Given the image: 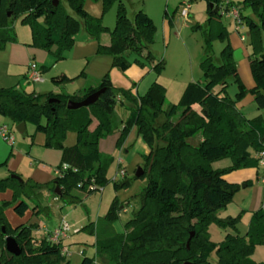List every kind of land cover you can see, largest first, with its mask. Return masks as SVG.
I'll return each mask as SVG.
<instances>
[{"label": "trees", "instance_id": "obj_1", "mask_svg": "<svg viewBox=\"0 0 264 264\" xmlns=\"http://www.w3.org/2000/svg\"><path fill=\"white\" fill-rule=\"evenodd\" d=\"M57 1V4L54 2ZM85 0H0V50L6 43L15 42L13 23L16 19L28 24L31 30L30 46L51 52L63 58L74 44L81 22L85 31L94 37L108 32L110 42L98 44L97 53L109 54L112 65L127 70L129 54L140 64L148 61L159 74L164 59L156 60L150 47L156 25L143 10L127 16L120 0H102L103 9L118 1L115 24L104 26L100 18L92 17L84 8ZM224 1V0H223ZM209 27L204 31L203 56L199 62L202 79L188 83L181 99L164 106L165 87L153 81L142 95L122 90L127 100L128 116L122 121L117 147L131 127L147 143L149 151L143 154L142 174L146 184L138 194L139 205L124 223L123 232L116 233L111 224L117 219L119 203L114 198L102 219L103 233L97 231L95 246L103 256L102 264H264L256 262L251 254L264 241V208L251 212L244 233H226L223 241L209 240L208 225L229 226L236 230L240 214L219 218L217 212L226 207L240 190L237 182L224 175L238 167L257 166L255 153L264 150V116L246 117L237 107L248 93L257 108H264V0H242L241 7H249L251 15L241 16L247 26L250 54L249 66L255 85L247 88L239 77L229 42L228 30L221 20V0H207ZM217 11H214V7ZM80 18L67 11L66 5ZM236 3L230 0L228 9ZM167 15V13H165ZM169 22L172 21L169 19ZM224 45L218 59L212 52V41ZM143 60V61H142ZM47 67L41 66L45 71ZM85 75L84 72H82ZM71 77L64 74L51 77L55 84H63ZM236 85L234 96L227 87ZM103 89L88 106L69 109L68 101H80L90 93ZM118 89L105 73L97 85H88L77 92L44 94L26 92L15 87H0V113L13 123L29 122L45 136L44 146L61 151L57 165L59 174L47 182L23 179L17 172L0 178V194L12 192L9 200L0 199V264H68L60 253V246L43 236L36 240V223L11 226L5 209L23 217L30 209L33 214L46 212L40 204L44 190L52 192L63 202L79 203L82 195L98 190L106 182V171L112 155L102 153L98 143L115 131L114 104ZM96 120L95 127H89ZM76 134V142L67 146L68 131ZM198 137L194 143L193 140ZM252 150L254 155L251 154ZM224 157L231 159L226 168H213L212 163ZM6 160L0 163L4 166ZM66 168H63V165ZM126 176L114 182L118 188L127 185ZM250 186L251 181H244ZM59 187L60 195L54 193ZM104 232V231H102ZM189 246L186 247L187 240ZM17 242L21 252L6 251V237ZM215 260H211V254ZM95 257L83 256L79 264H94Z\"/></svg>", "mask_w": 264, "mask_h": 264}, {"label": "rangeland", "instance_id": "obj_2", "mask_svg": "<svg viewBox=\"0 0 264 264\" xmlns=\"http://www.w3.org/2000/svg\"><path fill=\"white\" fill-rule=\"evenodd\" d=\"M120 1L126 9L127 16L132 17L133 13L140 9L146 12L154 21L158 32L154 36V41L150 49L156 60L161 58L164 59V68L159 74L153 72L150 62L144 61L142 65L135 61L134 54L128 55L131 64L127 70L121 71L116 66H113L112 58L109 54L96 52L98 44L97 39L94 38V36H88L81 22L80 29L77 32V39L79 37L81 38H79L69 50L64 52L63 58H56L51 52L36 47L39 53L46 52V63H44V66L47 68L45 70L46 73L44 75L42 74V78L44 79L43 83H34L27 79L28 67L26 64L28 65L30 62H34L38 67L40 66L36 57H32V55L28 54L26 59L23 57L21 59L22 62L26 60L25 64L22 62V65L19 63L11 64L8 52H4L3 49L0 50V87H15L26 92L33 91L40 94L47 92L72 94L77 92L78 88L84 85H95L103 74L108 73L113 85L118 89V97H120V100L117 99L114 104L113 112V124L116 125L115 131H119L120 133L122 127L121 123L128 116V111L125 106L127 100L122 90H130L133 95H142L146 92L151 82L157 80L164 85L166 90L164 106L169 103L178 102L188 83L200 81L202 79V71L199 62L203 56L204 31L209 27L207 22V0H191L189 16L187 18L180 15V10L182 8L181 2L183 0ZM221 1L223 2V0ZM232 1L241 5L242 0ZM65 5L67 11L71 15L80 19L67 4ZM117 5L118 1H115L107 8L103 9L102 0L84 1V8L87 12L92 17L100 18L102 24L109 29L114 27ZM165 13H167V15ZM169 19L172 23L169 22ZM221 20L226 27L232 25V19L228 18L226 15H222ZM245 27L247 26L245 25ZM13 29L16 41L27 42L30 46L31 30L29 25L20 22V19H16L13 23ZM241 32H243V30ZM104 34L108 35V32H104ZM223 45L224 42L219 41V39L212 41V52L216 59H218ZM53 65H57L58 68H53ZM59 71L66 72L71 79L60 85L55 84L51 81V77L58 74L57 72ZM82 72H84L85 75H83ZM236 91V85L230 83L227 87L229 96L233 97ZM238 103L239 105L237 107L246 117L253 118L259 114L264 116V108H257L251 94L248 93ZM0 122L12 128L14 137L23 136L22 133L16 129V125H13L15 123H13L8 116L0 113ZM28 125H30V127H35L29 122ZM68 134H72V136H68ZM67 136L70 138H66ZM73 136H75V132L69 130L66 134L64 144L68 145L69 142H72L70 139ZM197 139L198 137H196L193 142L195 143ZM143 145L149 148L142 137L137 135L136 128L133 126L125 134L121 146L118 147H121L126 179H129L127 185L118 188L114 187V182H120L124 178L118 177L116 181L112 180L117 169L116 160L113 159L106 171V182L99 185V190L88 195H82V200L79 203L63 202L52 192L44 190L40 196V204L46 207L47 211L36 215L29 209L27 212L29 215L28 218L27 215H25L28 223H36L39 226L38 229L33 231L36 240L42 238V229L56 227L55 225L58 226L64 218L72 227V231L62 242L63 245L69 248L70 254L66 257L69 261L68 264H79L84 255L90 257L94 256V264H102L104 262L103 256L99 254L95 246L98 231L97 226L98 224L101 227L104 226L101 221L114 198H116L119 203L118 217L111 224V228L116 233L123 232L124 223L132 216V212L138 208V194L146 184L145 176H135L137 169L143 164ZM9 148V145L0 137V151H2V153L4 151V154L6 153L4 157H2L3 161L9 156ZM125 149L128 151H124ZM250 151L251 154L254 155V152L252 150ZM230 164L231 159L229 157H224L214 161L212 166L213 168H226ZM1 174L0 170V178L3 176ZM57 175L58 174H56L55 177ZM20 176L23 179L27 178V175ZM224 177L230 182L238 180L239 178H248L254 183H259L256 178L255 166L238 167L227 172ZM240 180L239 184L242 185L244 181L243 179ZM246 189H248V187H241L240 190L236 192L238 194H234L232 201L217 212L219 218L240 214L236 230L229 226L221 227L214 222L210 223L207 229L209 240L219 243L224 240L228 232H238L241 234L244 232L248 225L251 211L241 209L238 204L241 199L240 195L244 193ZM9 210L11 212H6L5 214L9 221L13 222L14 219H18L17 221L20 222L22 221L11 209ZM99 220L101 221L99 222ZM90 227L91 230H89ZM38 230L40 232H37ZM109 230L111 229L108 228V231H104L99 235L103 237V233L106 234ZM108 234H110V232ZM251 258L256 262H264V241L255 246ZM210 259L215 260L214 253L211 254Z\"/></svg>", "mask_w": 264, "mask_h": 264}, {"label": "crops", "instance_id": "obj_3", "mask_svg": "<svg viewBox=\"0 0 264 264\" xmlns=\"http://www.w3.org/2000/svg\"><path fill=\"white\" fill-rule=\"evenodd\" d=\"M235 6L237 7L241 16L252 14V10L249 7L243 8V7H241V5H238V4H236ZM227 17L231 18L229 16H227ZM164 27H165V24H164ZM226 28H227L228 34H229L228 35L229 42L233 48V57H234V60H235L236 66H237L239 77L247 88H252L255 85V83H254V80H253L252 75H251L249 60H248V56L250 54V46H249L248 40H247L248 35H249L248 29H247V27H245L243 20H241V23L238 25V27L236 26L235 22L232 20V25H230ZM242 30H243V32H241ZM157 32L158 31L156 30L155 35L157 34ZM77 35L78 34H76L74 37V39H75L74 44L77 42V40L79 38H81V37H79L77 39ZM246 35H247V37H246ZM88 36L91 37L89 34H88ZM94 38L97 39L98 44L107 45L110 42L109 34L107 35V34L101 33L98 37H94ZM80 40H82V39H80ZM263 40H264V34H263ZM3 51L8 52L9 57H10L9 61L11 64H17V63H19L21 65H22V63L25 64L26 60H23L24 62H22L21 59H22V57L26 59L28 54L32 55V57L37 58L38 63H40L39 67H41L42 65L44 66V63H46V54H45L46 52L45 53H39V51H37L36 47L29 46V44L27 42H20L18 40L15 42H8V43H6ZM26 66L28 67L27 64H26ZM53 68L57 69L58 66L53 65ZM61 69H63V68H61ZM41 71H42L43 75L46 73V71H43V70H41ZM57 73L58 74H56V75L64 74V75L68 76L66 74V72H64V71H59ZM43 82H44V79L40 83H43ZM97 82H98V80H97ZM97 82L95 85H97ZM90 85L95 86L94 84H90ZM84 87H86V85H84L81 88H78V90H80ZM118 99L120 100V97H118ZM122 103H124V102H122ZM238 105H239V103H237V106ZM125 106L127 109V103H125ZM23 123H24L23 126H21L22 130L20 131V133H22L23 136L17 137V138L14 137V141L12 144L7 143L10 147L9 148L10 152H9V156L7 157V159H5L6 164L4 166L3 165L0 166V170L2 173L1 175L6 176V175H8L9 172H17L20 175H25V176L27 175V178H31L32 180H34L36 182H40V183L47 182V181L54 179L55 175L57 174V165L60 162L61 151L58 149L45 147L44 146V138H45L44 134L42 132L36 131L35 127H30V125H28V122H23ZM18 124L15 123L13 125L17 126ZM2 125H5V124L3 122H0V126H2ZM95 125H96V120L93 119V122L90 125L89 129L92 130L95 127ZM69 134H68V136H72V134L71 135H69ZM119 135H120L119 131H114L112 134L108 135L106 138H104V139L101 138L99 140V143H98L99 150L102 153L112 155L115 160L117 157L122 158L121 147L118 148L116 145ZM68 136L66 138H70ZM70 140L72 142H69L67 146L75 144L76 134H75V136L71 137ZM15 141H16V143H15ZM142 148H143L144 154L148 153L149 148H147V146L143 145ZM124 151H128V150L125 149ZM5 154H4V151H3V153H2V151H0V163H2V161H3L2 157H4ZM116 165H117V162H116ZM123 165H124V159H123L122 166ZM256 178L259 181V183H254V182H252L251 179H248V178H245V179L239 178L238 180L231 181V182H237V183H239V181H241L240 179H243V181H246V180L251 181L250 186H245V187H248V189H246L244 191V193H242L240 195L241 199H240L238 205L241 209L249 210L252 212V211L258 209L259 207L263 208L264 189H263V184L259 180V177H258L257 167H256ZM236 194H238V193H236ZM11 195H12V192L10 190H6L5 192L0 194V199L9 200L11 198ZM9 209L12 210L11 207L6 208L5 214H6V212H11ZM123 211H124V209H123ZM12 212H13V210H12ZM27 212L25 213V215H27V218H28L29 215ZM25 215L23 217L19 218L22 220L21 222L17 221L18 219L16 220L14 218H13L14 219L13 222H11L9 220L8 221L10 222L11 226H13V227L20 224V223H28V220H27ZM100 221L101 220H99V222ZM55 226H57V225H55ZM54 228L55 227L42 229V232H41L42 237L44 236L45 230L50 231ZM103 228L104 227H101L98 224L97 229H98L99 234L102 233V231H105ZM246 229H247V227H246ZM246 229L244 230V232L246 231ZM89 230H91V227L89 228ZM37 232H40V231L38 230Z\"/></svg>", "mask_w": 264, "mask_h": 264}, {"label": "built area", "instance_id": "obj_4", "mask_svg": "<svg viewBox=\"0 0 264 264\" xmlns=\"http://www.w3.org/2000/svg\"><path fill=\"white\" fill-rule=\"evenodd\" d=\"M190 1L191 0H183L181 2L182 8L180 10V15L184 18H187L189 16V9H190ZM230 0H224L221 5V14L226 15L232 18V20L235 22L236 26L241 23V15L237 9L236 6L231 5L228 9H226V5H229ZM27 79L34 83H40L43 81L42 73L40 67H38L34 62H30L28 64V70H27ZM0 137L8 144H12L14 141V135L11 127H8L7 125L0 126ZM255 158L257 159V172L259 180L263 184L264 189V150L258 151L255 153ZM117 162V169L115 171L114 176L112 177L113 181H116L117 178H124L126 176V171L123 164V159L121 157L116 158ZM67 166L64 164L63 168H66ZM57 174H59L57 170ZM99 190V187H98ZM72 231L71 224H69L64 218L61 220L58 226H56L52 230H45L44 236L46 237L47 241H49L52 244L59 245L60 246V253L67 257L70 252L69 248L66 245H63V240L68 236V234Z\"/></svg>", "mask_w": 264, "mask_h": 264}, {"label": "water", "instance_id": "obj_5", "mask_svg": "<svg viewBox=\"0 0 264 264\" xmlns=\"http://www.w3.org/2000/svg\"><path fill=\"white\" fill-rule=\"evenodd\" d=\"M54 4H57V1L54 2ZM210 6L214 7V11L216 12L217 11V7L213 6L212 3H210ZM103 89H99V90H96L92 93H90L89 95H87L84 99L80 100V101H68L66 106L67 108L69 109H77V108H80L82 106H88L90 104H92L99 96V94L102 92ZM23 122H20L17 126H16V129L18 131H21L22 128L21 126H23ZM142 169L141 167H139L135 173V176H140L142 174ZM241 187H245V183H243L241 185ZM54 193L57 194V195H60V190H59V187H55L54 189ZM193 233H190V236L187 240V243H186V247L189 246V240L190 238L192 237ZM5 249L6 251H8L9 253L13 254V255H19L21 250L17 244V242L15 241V239L11 236H8L6 237V240H5ZM191 264V263H190Z\"/></svg>", "mask_w": 264, "mask_h": 264}]
</instances>
